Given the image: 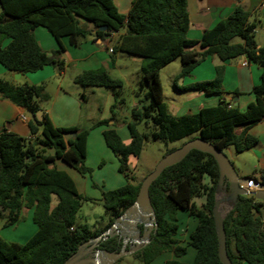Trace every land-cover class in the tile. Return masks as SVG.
I'll return each instance as SVG.
<instances>
[{"label":"trees","instance_id":"obj_1","mask_svg":"<svg viewBox=\"0 0 264 264\" xmlns=\"http://www.w3.org/2000/svg\"><path fill=\"white\" fill-rule=\"evenodd\" d=\"M38 27L47 29L58 41L57 51L47 53L41 49L34 34ZM189 27L187 0H132L127 16L119 12L115 0H0V64L9 72L24 75L47 66L62 71L65 49L61 39L68 38L78 46L89 37L104 40L117 34L112 41V54L139 58L142 75L137 94L140 102L127 122L131 143L124 144L114 128L103 133L127 183L103 193L104 218L108 223L102 229L78 220L83 203L93 200L79 193L74 180L57 163H64L82 176L92 172L85 165L88 135L92 129L110 127V122L116 124L117 104L124 102L120 99L124 82L104 69L86 72L77 80L79 85L103 87L115 96L112 118L85 129H63L55 127L47 115L37 119L51 100L45 86L15 85L0 79V96L31 111L37 120L28 121V138L0 131V219L6 220V226H13L20 222L23 211L29 210L37 228L25 244L11 243L0 236V264H64L82 244L109 229L136 201L142 182L135 184L130 177L129 159L139 158L149 138L166 143L202 138L223 152L233 147L236 153L258 143L249 134L264 120V45L257 44L258 23L251 21V14L239 5L229 18L207 30L201 41L188 38ZM6 41L9 42L5 45ZM210 55L218 56L223 63L245 57L261 69L259 83L253 89L255 102L245 112L222 99L218 106L195 114L172 115L165 102L161 70L180 61L181 70L174 78L177 83ZM224 68V64L216 68L213 81L196 83L186 90L221 95ZM143 122L152 125L149 133L139 130ZM237 129L242 131L237 133ZM67 132L76 136L67 140ZM219 179L214 157L197 150L167 168L150 188L158 230L151 234L150 243L132 256L140 264H149L165 252L174 251L181 256L185 250L176 247V215L186 211L198 221L190 237V244L197 250L193 264H222L213 217ZM259 180L264 184V169L259 172ZM198 198L205 200L201 207L194 202ZM263 206L264 202L253 195L238 196L226 216L227 251L232 264H264ZM99 249L119 252V238L99 242Z\"/></svg>","mask_w":264,"mask_h":264},{"label":"crops","instance_id":"obj_2","mask_svg":"<svg viewBox=\"0 0 264 264\" xmlns=\"http://www.w3.org/2000/svg\"><path fill=\"white\" fill-rule=\"evenodd\" d=\"M131 2L132 0H115L119 12L126 16L129 13ZM187 2L190 19L188 38L190 40L201 41L207 30L229 18L235 8L240 5L251 14V21L258 23L257 44L259 47L264 45V0H187ZM34 34L43 51L52 53L60 48L58 41L47 29L38 27ZM117 36V34H113L101 41L89 37L78 46L72 44L68 38H63L61 42L65 52L61 59L64 61L65 67L62 71L47 66L35 73L21 74V77L16 79V73L9 72L0 64V79L15 85L28 83L45 86L51 95V100L44 105V111L38 115L37 119L41 120L43 116L47 115L57 128H89L97 122L111 118V109L115 105L116 99L111 92L103 87H84L79 85L77 80L86 72L99 69L106 70L109 75L111 71L117 70L122 75L120 80H124L125 73L120 72L122 69L125 70V66L120 63L122 54L114 55L109 51L112 49V41ZM8 42L6 41L5 45ZM196 50L200 51V48L196 47ZM129 60L136 62L140 68L141 60L139 58L130 57ZM222 64L225 65V68L221 95L186 90L193 84L213 81L216 76V68ZM260 75L261 69L256 64L249 63L245 57L223 63L216 55L205 56L188 75L177 83L174 81L175 93L173 98L169 101L170 103L165 102L170 113L176 117L195 114L204 108L216 107L222 99L234 107L237 103L236 107L241 112H245L249 105L255 102L253 89L259 83ZM137 106L134 101L132 108ZM22 115H25L23 108L17 107L0 96V131L6 130L21 137H30L29 123L22 119ZM110 128H114L118 132L124 144L129 145L131 143L127 124L117 123L114 127L101 126L92 129L87 138L85 161L86 167L92 170L90 174L82 176L64 163H57L58 168L66 171L74 180L80 194L91 198L92 203L101 206H103L102 195L104 192L121 188L127 183L124 176L119 172L118 158L107 147L104 139V131ZM241 131L242 129H237L236 132L240 133ZM249 134L258 140V143L250 150L237 154L233 153L231 147L224 150L240 178L244 177L241 176L242 169L236 161L243 158L244 154L251 159V167L258 177L259 172L264 169V120L251 128ZM132 162L135 164L134 157L129 159V164ZM207 182L208 179H205V183ZM224 196L225 194L222 193L221 197ZM194 202L198 207H201L205 200L198 198ZM228 210H230L228 205L222 207L224 213ZM31 217V212L24 210L20 222L13 226H6V220L0 219V236L11 243L22 244L21 241L27 242L37 230L35 225L30 228ZM176 219L178 224V232L175 237L176 247L184 249L185 252L181 256H177L174 251L165 252L149 264L194 263L197 250L190 244V237L197 229L198 221L189 216L186 211L177 213ZM106 225L107 221L104 220L100 226L92 228L102 229ZM18 232L21 233L17 235Z\"/></svg>","mask_w":264,"mask_h":264},{"label":"water","instance_id":"obj_3","mask_svg":"<svg viewBox=\"0 0 264 264\" xmlns=\"http://www.w3.org/2000/svg\"><path fill=\"white\" fill-rule=\"evenodd\" d=\"M97 41L101 40L98 39ZM20 77L21 74H16V79ZM236 106L237 103L235 104ZM25 115L34 123L37 122L35 115L31 111L25 110ZM75 136L71 132L64 134L67 140ZM192 150L209 154L218 163L220 179L216 189V201L213 209L215 229L218 238V255L222 264H232L227 251L225 218L235 207L238 196L250 195L249 192L240 188V183H248L251 179L240 178L233 163L225 153L202 138L190 139L181 148L166 154L157 163L154 170L142 181L136 201L114 221L109 229L98 237L82 244L78 251L64 264H117L124 257L132 256L144 246L148 245L151 234L156 233L158 230L157 218L150 197V188L167 168L182 162ZM256 184L258 186L253 196L256 200L264 202V184L260 181L256 182ZM227 189H229V193H227ZM222 193L225 194L224 197H221ZM224 205H228L230 208L225 213L222 211ZM112 237L119 238V243L121 244V250L119 252H108L99 249V242L107 241Z\"/></svg>","mask_w":264,"mask_h":264},{"label":"rangeland","instance_id":"obj_4","mask_svg":"<svg viewBox=\"0 0 264 264\" xmlns=\"http://www.w3.org/2000/svg\"><path fill=\"white\" fill-rule=\"evenodd\" d=\"M234 41L236 42L238 41V39H235ZM130 57L132 56L122 54L120 58L121 61L120 63L125 66V70L123 71L122 69V71H120L125 73V78L123 80L124 88L121 91V97H120V99L124 100V102L117 104L115 110L116 124L117 123L127 124V122L131 121V114L133 109L132 104L134 101L137 103V105L140 102L139 101L140 96H138L137 94L139 93V85L142 75L140 72H138V70H140L138 64L136 62L129 60ZM180 67H181L180 61H175L161 70V81L164 89L165 101L167 102H169L173 98V94L175 93L173 87L174 78L175 75H177V73L180 71ZM110 76L113 78L122 79L121 73H119V71L117 70L111 71ZM108 91L111 92L110 90ZM114 125L115 124H113V122H110V127H114ZM151 128L152 125L150 124L149 126H147L146 122H143L139 126V130L145 133H149L151 131ZM186 142H188V139H184L174 143H166L162 140H154L152 138H149L145 142L143 151L139 156V158H134L135 164L132 162L128 166L129 175L130 177L133 178V182L135 184L142 182L145 179V177L154 170L157 163L167 154L168 151L179 149ZM231 149L233 153H236L233 147H231ZM225 155L228 157L227 153H225ZM244 155L245 156L243 158H241L239 161L238 160L236 161L237 164H240L239 166L242 169L241 176L247 179L253 177L256 182H259L260 180L257 173H255V171L251 167V162H252L251 159L248 156H246V154ZM261 214L264 219V206L261 209ZM104 215H105V209L103 206L92 202H84L77 215V218L79 221L88 224L92 228L94 226L101 225V222L105 220ZM30 222H31L30 228L31 226L34 227L33 225L35 224L32 221V217ZM20 233L21 232H18L17 235H19ZM21 243L25 244L26 242L21 241ZM119 264H140V263L134 258V256H127L121 259L119 261Z\"/></svg>","mask_w":264,"mask_h":264},{"label":"built area","instance_id":"obj_5","mask_svg":"<svg viewBox=\"0 0 264 264\" xmlns=\"http://www.w3.org/2000/svg\"><path fill=\"white\" fill-rule=\"evenodd\" d=\"M110 52L112 53L111 49ZM22 119L27 122L29 121V117L26 115H22ZM257 186L258 185L256 184L255 180H250L248 183H240V188L249 192L250 195H253L255 190H257Z\"/></svg>","mask_w":264,"mask_h":264},{"label":"flooded vegetation","instance_id":"obj_6","mask_svg":"<svg viewBox=\"0 0 264 264\" xmlns=\"http://www.w3.org/2000/svg\"><path fill=\"white\" fill-rule=\"evenodd\" d=\"M127 249H129V247H127ZM88 257V256H87Z\"/></svg>","mask_w":264,"mask_h":264}]
</instances>
